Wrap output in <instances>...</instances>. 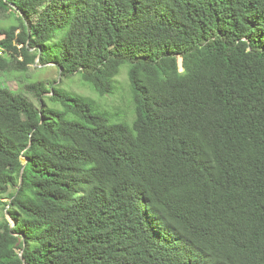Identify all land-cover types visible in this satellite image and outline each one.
Instances as JSON below:
<instances>
[{
	"label": "trees",
	"instance_id": "obj_1",
	"mask_svg": "<svg viewBox=\"0 0 264 264\" xmlns=\"http://www.w3.org/2000/svg\"><path fill=\"white\" fill-rule=\"evenodd\" d=\"M3 9L0 73L39 57L113 97L125 67L133 118L63 82L0 88V264H264V0Z\"/></svg>",
	"mask_w": 264,
	"mask_h": 264
},
{
	"label": "rangeland",
	"instance_id": "obj_2",
	"mask_svg": "<svg viewBox=\"0 0 264 264\" xmlns=\"http://www.w3.org/2000/svg\"><path fill=\"white\" fill-rule=\"evenodd\" d=\"M16 21L18 22L17 16L15 14H12L10 10L3 9L0 10V28L2 30L8 29L9 27L16 24ZM17 37H21V32L17 30ZM5 39V36H0V40ZM148 38L147 37H141L137 39L138 42H144ZM33 53V57L36 55L39 56V54H36L33 50L31 51ZM2 55L0 50V56ZM3 57H7L6 54L3 55ZM38 58V59H37ZM36 61L32 64H27V72L26 75L30 78V81L33 82H44V83H53L55 81H58L59 83H62V77L60 75V70L55 66H44L40 63V58L37 57ZM20 61H23L21 58ZM39 61V62H38ZM28 77L22 74L21 72L17 71H10L5 73H0V88H8L11 91L15 93L24 94V90L22 89V86L25 85V81L28 83ZM64 85H66V88H70L75 93H79L81 95H84L86 97H90L91 99L95 100L98 104L102 105L104 108L103 110L107 113H110L111 115H114L119 112H127V117L132 119L133 115V109L130 106V96H129V81L127 77V70L124 67V70L122 71L121 76L118 78L119 83V94L107 97H98L96 94H94L90 89L87 88L86 85H84L80 80H77L74 83L70 82H63ZM33 102L36 104L38 103L36 99L31 97ZM128 120V121H129ZM115 123L119 122L118 119L114 120ZM13 191L10 190L9 193H12ZM4 203L8 202V199L2 200ZM5 215V209L3 206L0 205V222L3 220V217ZM7 219L11 222L13 225L14 222L10 220L9 216H7Z\"/></svg>",
	"mask_w": 264,
	"mask_h": 264
},
{
	"label": "water",
	"instance_id": "obj_3",
	"mask_svg": "<svg viewBox=\"0 0 264 264\" xmlns=\"http://www.w3.org/2000/svg\"><path fill=\"white\" fill-rule=\"evenodd\" d=\"M14 7V6H13ZM15 8V7H14ZM16 9V8H15ZM39 62V61H38ZM51 66V65H49ZM22 162H23V170H22V174H21V186L23 184V174H24V170L26 168V165L28 164V160L25 157H22ZM9 216V215H7ZM10 220L12 221L11 217L9 216Z\"/></svg>",
	"mask_w": 264,
	"mask_h": 264
}]
</instances>
